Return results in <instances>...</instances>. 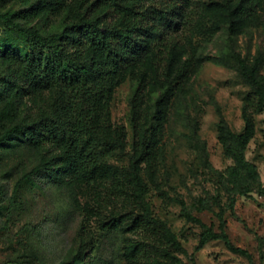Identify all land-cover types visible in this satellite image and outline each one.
I'll list each match as a JSON object with an SVG mask.
<instances>
[{"label": "rangeland", "instance_id": "374dc122", "mask_svg": "<svg viewBox=\"0 0 264 264\" xmlns=\"http://www.w3.org/2000/svg\"><path fill=\"white\" fill-rule=\"evenodd\" d=\"M36 1L0 0V14L10 12L22 25L47 32L84 13L96 0H49L47 6H32ZM237 1L168 0L169 9L185 7L179 30L163 41L168 49L176 45L179 54L171 60L168 49L160 55L153 47L145 62L119 75L106 126L108 136L123 142L124 149L99 159L103 173L95 181L82 175L63 180L42 175L16 190L27 173L58 152L49 154L20 138L0 147V264H171L170 255L183 264H264V105L240 73L224 64L233 62L234 53L249 64L260 59L264 81V0H253L249 15L230 30L229 12ZM108 6L94 13L102 15ZM6 32L0 23V40ZM9 74L8 63L0 59V77ZM167 89L170 99L157 107ZM4 90L8 98L0 101V133L38 113H52L49 93L12 106L10 86ZM135 98L142 101L146 117L141 128H152L149 119L160 112L151 119L157 126L152 131L154 162L140 164L141 197L131 179ZM224 127L243 137L246 160L256 168L257 182L243 180L249 197L233 193L227 182L234 162L225 151ZM147 209L186 253L175 252L168 242L160 248L150 239L159 231L152 226L130 230L131 221ZM184 209L199 223L190 221ZM221 212L232 244L246 254L230 251L221 240L198 250L206 229L221 233ZM119 221L118 229L112 228ZM80 253L84 256L77 259Z\"/></svg>", "mask_w": 264, "mask_h": 264}, {"label": "trees", "instance_id": "16d2710c", "mask_svg": "<svg viewBox=\"0 0 264 264\" xmlns=\"http://www.w3.org/2000/svg\"><path fill=\"white\" fill-rule=\"evenodd\" d=\"M146 1L112 0L108 6L107 0H96L84 13L76 15L58 29L47 32L22 25L15 21L14 14L10 12L0 14V23L7 30L6 37L0 40V59L8 63L10 70L9 78L6 75L0 77V101L8 98L5 85L10 86L12 106L18 105L23 98L31 99L38 94L49 93L52 98L51 114L41 112L31 121L6 127L0 133V147L20 138L23 144L45 148L49 154L58 152L57 156L54 155L48 162L39 163L27 173L18 182L16 190L42 175L49 179L57 178L55 180L82 175L87 181H95L103 173V167L98 164L99 159L115 149L123 151L124 143L113 141L108 136L110 129L106 126L109 103L118 77L128 66L145 62L153 47L158 50V54L163 55L162 52L168 49V45L163 43L165 36L179 30L183 23V5L169 9L168 0ZM252 2L238 0L235 3L234 10L229 12L230 30L249 15ZM35 3L47 6L49 0H37L32 6ZM107 6L108 9L102 15L94 13ZM168 50L171 60L179 54L176 45ZM231 58L233 62L224 61V64L240 73L264 105V81L260 77L262 61L257 59L249 64L235 53ZM171 92L170 89L164 91L156 103L157 107L170 99ZM133 106L137 140L132 145L135 154L131 179L136 193L141 197L143 185L140 164L151 166L154 162L155 137L152 131L157 126L153 125L151 119L155 121L160 112L155 111L149 119L152 128L145 129L141 128L146 120L142 101L135 98ZM223 134L226 154L234 162L227 171V182L233 193L235 190L241 197H249L243 189V180L257 182L256 168L246 160L243 137L234 134L228 127H224ZM260 193L264 194V191L260 190ZM235 202L232 197L231 209ZM201 205L203 209H208L205 201ZM146 212L143 217L131 221L130 230L152 226L153 230H159L160 233L158 231L150 239L158 242L160 248L168 242L175 252L186 253L166 224L153 219L148 209ZM184 213L190 221L199 223L187 209H184ZM218 217L221 233L206 229L201 234L198 250L210 241L221 240L230 251L246 254L232 244L225 230L224 214L221 212ZM120 224V221L115 222L112 228L118 229ZM83 256L84 253H80L77 259ZM168 259L171 264H183L174 256L170 255Z\"/></svg>", "mask_w": 264, "mask_h": 264}]
</instances>
